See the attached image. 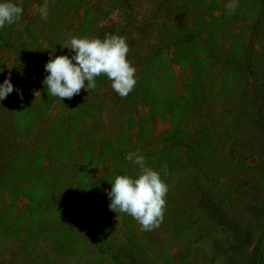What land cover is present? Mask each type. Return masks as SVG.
<instances>
[{"label": "rangeland", "instance_id": "obj_1", "mask_svg": "<svg viewBox=\"0 0 264 264\" xmlns=\"http://www.w3.org/2000/svg\"><path fill=\"white\" fill-rule=\"evenodd\" d=\"M13 2L21 17L0 28V83L14 86L0 101V264H264V0ZM105 34L125 39L133 90L119 96L102 74L72 98L48 94L49 53ZM136 150L168 185L151 231L109 210L105 191L136 176Z\"/></svg>", "mask_w": 264, "mask_h": 264}, {"label": "clouds", "instance_id": "obj_2", "mask_svg": "<svg viewBox=\"0 0 264 264\" xmlns=\"http://www.w3.org/2000/svg\"><path fill=\"white\" fill-rule=\"evenodd\" d=\"M238 2L230 0L226 8L235 11ZM22 12L23 7L19 2L0 0V28L17 22ZM40 13L42 18L45 17L46 8H41ZM60 46L69 52L55 56V50L49 53L44 65L47 75L41 81L51 96L61 101L62 98H72L82 88H95L96 77L102 74L111 81L112 89L119 96L124 97L133 90L136 83L135 68L126 58L129 49L122 36L105 34L103 39L73 36ZM13 90L10 78H5L0 83V101ZM17 92L19 94L18 89ZM125 159L136 165L139 171L135 177L117 175L110 181V190H105L109 198V210L130 215L143 231H151L159 227L163 219L168 185L161 179L159 172L146 165V159L139 150L127 153Z\"/></svg>", "mask_w": 264, "mask_h": 264}]
</instances>
